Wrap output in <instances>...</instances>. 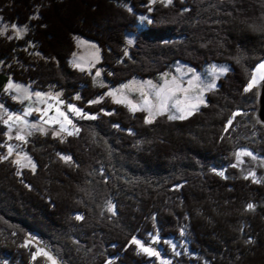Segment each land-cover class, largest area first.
I'll list each match as a JSON object with an SVG mask.
<instances>
[{
  "label": "trees",
  "instance_id": "trees-1",
  "mask_svg": "<svg viewBox=\"0 0 264 264\" xmlns=\"http://www.w3.org/2000/svg\"><path fill=\"white\" fill-rule=\"evenodd\" d=\"M140 13L149 20L138 28ZM0 18L26 28L0 33V99L12 104L2 95L11 78L61 88L93 115L67 135L24 132L18 148L34 167L0 152V264H47L29 232L58 264H163L133 238L172 264H264V169L236 155H264L259 84L245 90L264 59V0H0ZM126 32L135 35L127 51ZM76 34L98 44L105 84L71 65ZM175 60L229 65L185 119L162 112L146 123L143 109L107 95L92 101ZM167 238L183 250L170 252Z\"/></svg>",
  "mask_w": 264,
  "mask_h": 264
},
{
  "label": "rangeland",
  "instance_id": "rangeland-1",
  "mask_svg": "<svg viewBox=\"0 0 264 264\" xmlns=\"http://www.w3.org/2000/svg\"><path fill=\"white\" fill-rule=\"evenodd\" d=\"M157 0H149L153 3ZM167 3V0H163ZM147 13H140L137 17L138 28L142 27L145 21L149 20ZM13 25L16 27L14 28ZM26 28L23 24L11 23L3 21L0 18V33L2 35H22ZM134 33L126 32L124 44L125 50L134 41ZM131 41V43H129ZM74 43L75 50L70 54V63L73 67L81 70H87L96 84H105L106 78L103 75L101 66L98 65L100 60V48L96 42L81 34H76ZM0 61V68H1ZM264 64V59L258 61L251 74V80L255 77V84L260 85L264 78V70L260 69V65ZM215 68V71H214ZM229 68L225 62H210L204 65L202 69L189 65L182 60H175L170 67L160 71L155 77L131 76L123 82L110 85L103 94L96 95L92 101L99 100L103 95L112 98L113 101L127 106L130 110L143 109L146 112V119H152L156 114L166 112L170 116L179 117L180 115L188 116V113L202 106L205 101V93L213 86L217 85V79L223 72ZM226 69V70H224ZM224 70V71H221ZM254 84V83H253ZM12 85V87H9ZM3 90L12 104L6 103L5 99H0V125L5 126L3 131L5 137L0 141V152L2 156L11 157L12 161L18 163L19 167H33L35 162L30 154H25L20 150L19 145L25 138L24 132L39 130L46 128L52 129V134H65L75 132L77 126L73 122L76 118L93 116L88 111L74 101L67 100L62 96V89L49 87L47 89H33L30 84L21 81H14L11 78L7 82ZM26 91V92H24ZM16 97V98H15ZM73 98H77V93L72 94ZM201 98L203 103H201ZM162 103L165 105L161 110ZM195 106V107H194ZM79 109V114L71 109ZM182 109V111H179ZM72 113L73 116L70 114ZM12 117L10 124H4V120ZM20 117V119H16ZM18 137H23L19 139ZM11 149V154L9 150ZM239 163L248 166L249 160L254 164L257 163L264 169V155L255 154L246 147L238 149L236 153ZM40 238L33 232L26 235L25 241L34 244L36 247L35 255L42 257L47 264H58V259L52 255L47 245L41 243ZM140 243L136 245L144 251L145 248L152 249L156 254V260L162 261L163 264H172L168 260L166 251L157 249L150 242H143L138 238H133ZM170 252L179 253L183 250V244L176 239H166ZM149 254L148 252H146ZM151 255V254H149ZM51 258V259H50Z\"/></svg>",
  "mask_w": 264,
  "mask_h": 264
},
{
  "label": "snow or ice",
  "instance_id": "snow-or-ice-1",
  "mask_svg": "<svg viewBox=\"0 0 264 264\" xmlns=\"http://www.w3.org/2000/svg\"><path fill=\"white\" fill-rule=\"evenodd\" d=\"M167 2L168 3H171V0H167ZM13 27L15 28L16 26L13 25ZM18 35H19V33H18ZM129 43H131V41H129ZM259 67H260L261 70H264V64H261ZM224 70H226V69H224ZM224 70H221V71H224ZM214 71H215V68H214ZM253 83H255V77L253 78V81L249 83L248 88H246L245 90L246 91L249 90L253 86ZM9 87H12V85H9ZM201 103H203L202 98H201ZM164 108H165V105L162 103L161 110H164ZM71 110L74 111V112H76L77 114H79V109L72 108ZM131 110L132 111H136L137 109L135 107H133ZM178 110L179 111H182V109H179V108H178ZM188 115H191V112H189ZM185 118H186L185 115H180L179 117L169 116V119H185ZM9 119H12V117H9ZM16 119H20V117H16ZM151 122H152L151 119H146V123H151ZM18 138L19 139H23V137H18ZM9 153L11 154V149L9 150ZM4 159H7V157H4ZM64 159H68V158L67 157H64ZM219 174L220 175H223L222 172L219 173ZM247 207H248V209L251 210V209H253L254 206L252 204H249ZM109 210H111V208ZM77 218L80 219V217H77ZM133 242L134 243H137V244L140 243L139 241H136V240H134ZM144 251L148 252L151 255H155L156 254L155 252H153L152 249H149V248H145Z\"/></svg>",
  "mask_w": 264,
  "mask_h": 264
},
{
  "label": "water",
  "instance_id": "water-1",
  "mask_svg": "<svg viewBox=\"0 0 264 264\" xmlns=\"http://www.w3.org/2000/svg\"><path fill=\"white\" fill-rule=\"evenodd\" d=\"M259 95H258V108H257V114L258 118L264 122V78L262 82L260 83L259 87Z\"/></svg>",
  "mask_w": 264,
  "mask_h": 264
},
{
  "label": "built area",
  "instance_id": "built-area-1",
  "mask_svg": "<svg viewBox=\"0 0 264 264\" xmlns=\"http://www.w3.org/2000/svg\"><path fill=\"white\" fill-rule=\"evenodd\" d=\"M70 114L73 116L72 113H70ZM3 123L6 125V124H10V123H12V121H11V119L7 118V119L4 120Z\"/></svg>",
  "mask_w": 264,
  "mask_h": 264
},
{
  "label": "crops",
  "instance_id": "crops-1",
  "mask_svg": "<svg viewBox=\"0 0 264 264\" xmlns=\"http://www.w3.org/2000/svg\"><path fill=\"white\" fill-rule=\"evenodd\" d=\"M24 92H26V91H24ZM16 98V97H15Z\"/></svg>",
  "mask_w": 264,
  "mask_h": 264
}]
</instances>
